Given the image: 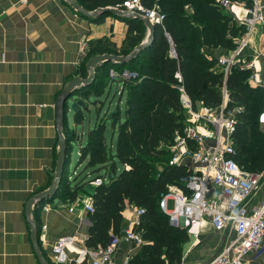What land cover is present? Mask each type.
I'll return each mask as SVG.
<instances>
[{
    "label": "trees",
    "instance_id": "trees-1",
    "mask_svg": "<svg viewBox=\"0 0 264 264\" xmlns=\"http://www.w3.org/2000/svg\"><path fill=\"white\" fill-rule=\"evenodd\" d=\"M73 1L85 11H94L113 7L122 0ZM141 4L147 9L156 6L163 15L161 24L154 27L151 42L129 61L96 66L91 82L73 94L82 102L100 97L110 82V69L117 73L125 69L136 74L134 79L121 80L122 92L118 97L125 93L124 109L121 113L116 107L110 118V127L117 129L113 154L106 149L105 124L101 121L88 130L85 143L79 148L76 165L83 164L82 171L95 176L92 180L109 178L106 185L102 183L94 188L90 201L93 209L89 217L91 226L85 246L89 249L104 246L109 238L108 232L117 234L123 209L132 206L143 211L132 228L140 235L143 244L129 264H179L181 246L187 242V234L183 229L169 226L157 204L167 186L184 191L181 180L187 176L184 168L167 165L170 157L167 147L174 131L183 123L173 75L176 71L180 73L181 85L193 106L216 108L221 100L219 90L224 83L228 92L225 114L233 108H241L235 116L236 124L231 134L234 155L230 157L243 171L251 173L264 172V134L256 121L257 114L264 107V92L248 84L249 71L233 68L222 81L215 60L205 59L200 52L203 48L226 45L227 34L243 31L214 6L213 0H141ZM110 15L99 13L93 21L100 23ZM118 19L126 24V33L119 47L105 38L93 40L87 45L85 60L104 54L126 56L140 44L145 33L142 22ZM169 41L175 57L168 54ZM84 66L85 62L79 77H85ZM81 119L82 113L76 111L73 123L78 125ZM73 136L70 133L64 138L73 141ZM69 153L66 149L67 160ZM117 164L122 167L118 174ZM66 170L67 166L53 197L36 203V212L53 199L72 202L81 193L86 175L69 182Z\"/></svg>",
    "mask_w": 264,
    "mask_h": 264
},
{
    "label": "crops",
    "instance_id": "crops-1",
    "mask_svg": "<svg viewBox=\"0 0 264 264\" xmlns=\"http://www.w3.org/2000/svg\"><path fill=\"white\" fill-rule=\"evenodd\" d=\"M98 14L86 17L72 10L63 0H0V264H40L31 245V223L35 228L39 252L46 264H55L52 249L62 238L75 239L71 245L65 246L62 264H77L76 250L87 248L85 240L91 226V213L82 211L80 202L91 201V198L82 191L72 202L53 199L43 204L37 212L36 202L29 216L25 209L31 198L47 190L53 183L58 153L55 105L67 82L83 78L79 77V71L89 59L85 60L88 43L105 38L119 47L124 39V20L110 15L102 22L95 23L93 19ZM145 36L146 29L143 40ZM262 43L264 48V38ZM208 51L212 56L217 54L214 49ZM111 87L113 90L117 88L114 93L120 95L122 92V82L118 78L110 80L103 94L88 99L86 108L80 110L82 119L78 125L73 123V113L69 120L71 113L69 110L66 112L60 134L63 138L70 133L74 135L73 141L78 146L77 158L88 130L100 121L106 124V128L107 115L116 107L121 113L124 109V106L122 110L119 106L120 96L115 104L113 98L109 100L105 96ZM88 104L94 107V116L90 115ZM85 120L90 127L82 135L77 128L82 127ZM69 146L70 161L72 145ZM76 168L75 164L72 173L66 170L68 181L80 180L85 174L84 182L89 185L95 176L82 170L76 174ZM99 179L103 180V185L107 184V179ZM263 190L264 180L245 202L247 211L260 202ZM44 206H49V210H43ZM69 207L73 208L72 212L68 211ZM134 209L126 206L121 213L117 234L108 232L107 238L115 236L118 239L109 258L110 264H129L143 244L122 238V233L132 231L138 222ZM187 237V242L181 246L179 264H204L223 244L233 240L234 232L227 228L215 233L204 224L197 237L188 234ZM78 264H88V261ZM245 264H264V236L261 251L248 254Z\"/></svg>",
    "mask_w": 264,
    "mask_h": 264
},
{
    "label": "built area",
    "instance_id": "built-area-1",
    "mask_svg": "<svg viewBox=\"0 0 264 264\" xmlns=\"http://www.w3.org/2000/svg\"><path fill=\"white\" fill-rule=\"evenodd\" d=\"M213 4L230 18L235 27H241L243 31L235 35L227 34L226 45L219 44L214 48L216 55H210L208 49L204 48L200 52L205 59L215 60V68L221 73L222 81L233 68L249 71L248 84L264 92V48L261 46L264 38V2L213 0ZM106 8L127 16L135 14L154 26L160 25L163 20L156 6L147 9L141 0H122L120 4ZM168 54L175 57L170 41ZM135 77V73L125 69L120 73L111 69L108 71V78L112 81L116 78L121 81ZM173 78L177 82L175 90L183 113V123L179 130L174 131L167 147L170 154L167 165L184 168L187 176L182 180L184 191L175 186L166 187V192L160 195L158 208L167 217L169 226L183 229L186 234L194 237H197L204 224L215 233L231 228L234 232L233 240L223 244L204 264H245L248 254L261 251L264 236V190L260 202L250 211H247L244 204L260 188L264 172L243 171L230 157L234 155L231 134L236 124L235 116L241 112V108H233L225 114L228 92L224 83L219 90L221 100L216 108L193 106L181 85L180 73L176 71ZM256 121L264 134V107L257 114ZM102 183L103 180L98 178L90 181L89 185L97 187ZM168 202L172 204L169 210ZM80 204L82 211L93 212L90 201H81ZM43 210H49V206H44ZM72 210V207L68 208L69 212ZM142 212L135 208V218L138 219ZM122 238L142 244L140 235L131 230H125ZM73 242V238H62L56 242L52 249L55 264L63 263L64 248ZM117 243V237L109 236L102 247L79 248L76 250L75 263L86 260L88 264H110V255Z\"/></svg>",
    "mask_w": 264,
    "mask_h": 264
},
{
    "label": "water",
    "instance_id": "water-1",
    "mask_svg": "<svg viewBox=\"0 0 264 264\" xmlns=\"http://www.w3.org/2000/svg\"><path fill=\"white\" fill-rule=\"evenodd\" d=\"M63 1L66 2V4L72 10L76 12H80L82 15L86 17H93L97 13L105 12V13L111 14L112 16H114V18H117V19L118 17H121V18L124 17V18H132V19L140 20L146 29V36L144 40H142V42L139 45H137L132 50V52H130L126 56H114V55L104 54V55H96V56L90 57L85 64V70L87 72V76L85 78H74L63 86L61 95L58 98L56 105H55V127L58 133V140H57L58 153H57V158L55 162V173H54L53 183L47 190L35 195L33 198L29 200V202L27 203L26 209H25V213L27 216L30 215V210H31V207L34 205V203L38 201H45L53 197L57 184H58V180L62 174V171L65 166H68L66 165V163L69 164L70 162L69 159L67 160L65 157V151L66 149H68L69 152L71 151V147L69 146V144H72L74 141L63 138V136H61L60 134V128H61L62 123L65 120L66 112L68 110H70L74 114L76 111L83 110L86 108L85 102H82L81 100H78L74 97L73 95L74 91L87 86L91 82L93 78V69L96 66L103 64V63H107V62L118 63V64L124 63L126 61L131 60L133 57H135L142 48H144L151 42L153 32H154V27H155L154 25L149 24L146 19H141L135 14L131 16H127V15L120 14L117 11L108 9V8L97 9V10L87 13L85 11H82L73 0H63ZM116 90L117 88L113 90V93L116 92ZM67 103H70L69 109H68ZM114 112L115 111L110 112L106 117L108 120V123H107L108 127L110 126V123H111L110 121L111 115ZM107 180H109V178H107ZM82 192L86 196L91 198L94 193V188L86 184L83 186ZM30 239H31V245H32L33 251L37 259L40 261V264H46L45 260L43 259V257L41 256L39 252V249L36 243L35 228L32 223H31Z\"/></svg>",
    "mask_w": 264,
    "mask_h": 264
},
{
    "label": "rangeland",
    "instance_id": "rangeland-1",
    "mask_svg": "<svg viewBox=\"0 0 264 264\" xmlns=\"http://www.w3.org/2000/svg\"><path fill=\"white\" fill-rule=\"evenodd\" d=\"M187 13L189 14V9L186 10ZM257 27V26H256ZM260 40V38H259ZM257 43H258V38H257ZM108 96L109 97V100L113 98V103L115 104L117 101H118V95L119 93H113V87H111L106 93H105V96ZM124 98H125V93H123L120 97V109L122 110L123 109V104H124ZM86 103V102H85ZM91 103V102H90ZM70 105V103L68 104ZM196 106H200V105H196ZM88 109L90 111V115L91 116H94V107L91 105V104H88ZM71 113V111L69 110V114ZM84 115L86 116V112L84 113ZM225 115V114H224ZM71 116H72V113L71 115H69V120L71 119ZM87 120L84 121L82 127L81 126H78L77 130L78 132H81L82 131V135H85V132L87 131V129L90 127H88V123L86 122ZM91 125V124H90ZM106 126V124H105ZM115 135H116V129H112L110 127H106L105 128V132H104V137H105V146H106V149L108 151H110L111 154H113V151H114V141H115ZM72 152L70 154V162L67 166V169H68V172L69 173H72V170H74V167H75V164H76V160H77V157H76V151L78 149V146L73 142L72 144ZM82 166H77L76 170H75V173H79L81 170H82ZM116 171L117 173L121 171V166L119 164L116 165ZM183 180V179H182ZM181 180V181H182ZM172 207V204L171 202H168L167 204V209H171Z\"/></svg>",
    "mask_w": 264,
    "mask_h": 264
}]
</instances>
